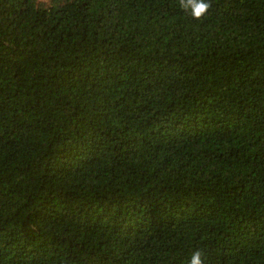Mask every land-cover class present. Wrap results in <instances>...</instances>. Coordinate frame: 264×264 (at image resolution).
<instances>
[{
  "label": "trees",
  "instance_id": "16d2710c",
  "mask_svg": "<svg viewBox=\"0 0 264 264\" xmlns=\"http://www.w3.org/2000/svg\"><path fill=\"white\" fill-rule=\"evenodd\" d=\"M0 0V264H264V0Z\"/></svg>",
  "mask_w": 264,
  "mask_h": 264
},
{
  "label": "clouds",
  "instance_id": "9594fccd",
  "mask_svg": "<svg viewBox=\"0 0 264 264\" xmlns=\"http://www.w3.org/2000/svg\"><path fill=\"white\" fill-rule=\"evenodd\" d=\"M179 6L185 11H190L194 19L199 20L211 7L210 0H179ZM203 252L197 249L192 252L188 264H204Z\"/></svg>",
  "mask_w": 264,
  "mask_h": 264
}]
</instances>
